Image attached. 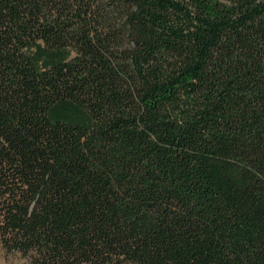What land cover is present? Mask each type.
<instances>
[{
  "label": "trees",
  "instance_id": "trees-1",
  "mask_svg": "<svg viewBox=\"0 0 264 264\" xmlns=\"http://www.w3.org/2000/svg\"><path fill=\"white\" fill-rule=\"evenodd\" d=\"M0 255L264 264V0H0Z\"/></svg>",
  "mask_w": 264,
  "mask_h": 264
},
{
  "label": "rangeland",
  "instance_id": "rangeland-1",
  "mask_svg": "<svg viewBox=\"0 0 264 264\" xmlns=\"http://www.w3.org/2000/svg\"><path fill=\"white\" fill-rule=\"evenodd\" d=\"M0 264H27V262L20 256L6 257L4 255H0Z\"/></svg>",
  "mask_w": 264,
  "mask_h": 264
}]
</instances>
